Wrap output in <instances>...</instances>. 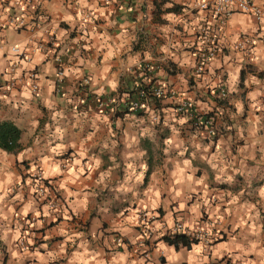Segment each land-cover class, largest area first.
Wrapping results in <instances>:
<instances>
[{
    "label": "clouds",
    "instance_id": "obj_1",
    "mask_svg": "<svg viewBox=\"0 0 264 264\" xmlns=\"http://www.w3.org/2000/svg\"><path fill=\"white\" fill-rule=\"evenodd\" d=\"M209 2L210 0H197L200 6V19H205L204 9ZM111 3L112 0H107V4ZM16 4L21 8L26 7L21 0H13V5ZM35 6H40L46 13L41 17L42 20H47L48 15L51 16V23H45L39 30L20 36L17 35V29L22 26L23 21H13L10 28L5 25V31L0 32V73H3L5 81H9L5 90L12 93L11 96L0 95V101L8 105L12 112L19 111L22 122L26 121L33 133L40 127V120L47 117L45 134L34 138L33 149H25L15 156L0 149V231H2L0 241L5 245L13 264H25V261H31L32 264H147L151 259L150 256L141 258L136 255L140 248H145L147 251L144 244L146 237L154 238V244L156 240L160 241L156 245V251L167 252L168 264H212L209 252L215 260L221 258L225 252L233 256L234 251L239 253L234 256V260L242 259L244 264H264V224L260 223V208L257 207L258 204L264 206V135H261L264 132V104L258 99L259 96L264 95V92L249 93L252 103L249 105L250 115L247 119H245L243 101L235 99L242 91L238 87L239 73L245 70L244 66L248 62L256 66L257 76L249 73L245 81L246 86L252 80L264 85V82L258 81L259 72L264 71V43H262L264 42V0H215L213 4L217 10L213 12V16L222 9L224 14L230 17L229 22L233 28L239 25L238 33L233 36V43L239 41V33L251 37L245 53L249 60L245 61L244 56H238L236 68L230 73L229 94L230 96L235 94V97L231 98L235 99L236 111L229 112V118L236 122L235 135L231 139V143L237 147L236 155H231L223 141L217 145L207 146L193 143V151L190 156L187 155V141L181 137L192 136L194 126L190 124L189 114L180 115L178 110H171L172 120H166L164 125L170 135L162 141L165 161L171 162L173 159L176 161L172 168L165 169L168 172V176L165 177L168 182V196L179 203V209L190 212L191 216L186 224L182 221L179 228L171 213L163 221L158 220L156 210L165 205L162 199L164 189L160 188L158 183H154L148 190L150 196L146 203L132 211L127 220L122 219L121 225L113 229L119 232V239L116 237L104 239L103 232L89 234L71 230L70 221L73 216L90 215L97 208L108 211L113 200L117 203L127 200L129 194L138 199L144 180L150 172L148 153L138 141L144 139L155 141L161 134L155 127H152L151 131L141 130L138 138L134 137L132 142L125 143L121 164L116 159L119 144L114 138V133L110 132L99 142L96 139L101 131V124L108 125V116L102 113L90 116L86 109L80 108L82 101H73L67 97L62 101L56 100L50 98V94L55 88L56 80L63 81L65 77L84 80L86 73L91 71L92 77L86 82L90 83L92 93L96 97L110 96L113 93L119 95L120 77L131 74L132 66L138 67L141 61L139 58L134 59L125 71H118L116 75L112 74L110 65L114 61L119 63L120 56L130 52L131 42L139 43V37L129 35L127 22L121 26L116 37L107 32V27L103 31H98L95 21L100 18L108 20L105 16L107 8L101 6L100 0H67V4L64 0H36ZM9 11L10 9L3 10L0 14V22L6 20ZM167 18L171 19L172 14ZM61 22L67 23L71 30L79 27L83 36L77 37L70 43L79 44L81 40L89 41L83 47L86 50L95 48L97 53L102 54V65L99 56L85 58L77 50L73 58L75 63L71 68L65 66L64 71L61 72L54 67V61L49 60L53 53L46 51L39 41L48 39L46 33L51 29L53 33L58 32L59 43H66L71 31L60 29ZM108 26L115 27V24L108 20ZM91 41L96 43L93 44ZM125 49H128V52H125ZM21 55L25 56L23 60L20 59ZM153 59L151 53L144 56L145 61L150 62ZM181 66L194 67L195 64L185 61ZM37 67H41L42 72L33 78L31 72ZM24 72L29 73L26 81L22 80ZM45 75L55 79L45 80ZM34 79L39 83L34 84ZM13 81L21 82L19 92L11 86ZM45 86L48 88L47 96L43 92ZM38 97L43 108L47 110L46 113L32 103ZM69 104L73 105L71 110ZM148 111L150 119L152 109ZM257 111L261 113L260 116L256 115ZM158 122L157 120L154 123ZM86 123L92 131L84 135ZM225 126L228 131H232L230 125ZM90 144H96L101 150V155L93 152L88 147ZM134 145L135 153L130 151ZM213 147H215L212 153L214 163L211 165L213 179L217 185L227 184L231 190L227 193L231 198L227 201V207L223 212L220 204L213 207V200L221 198L210 199L207 169L204 176L197 177L196 172L199 168L193 163L199 159L201 151L210 152ZM104 152L109 155L107 167L102 159ZM25 159L30 163V172L25 170L29 175L26 182L17 168V164L22 165ZM121 168L124 172L122 179L117 176ZM45 180L52 184L56 192L63 195L64 207L57 205L56 194L51 189H45L43 185ZM26 189L27 199H25ZM199 189H203L202 195ZM106 192L108 195H105ZM191 194L197 195L199 200L189 209L188 200ZM246 196L259 197V199L256 203H252L251 199H243ZM48 197H52V200L44 203ZM101 197L106 203H97ZM242 199L243 203H241ZM221 204H223L222 199ZM17 205L20 206L19 211L16 210ZM202 209L208 210L215 223L207 224L202 228L196 223ZM29 215L32 216V220L27 219ZM233 215L236 216L234 228L241 231L242 242L233 239L229 244H221L209 249V242L214 236L212 229L217 224L230 223L228 218ZM61 216L64 222L55 230V234L49 233L42 237L45 242L37 245V237L32 229L44 228L47 222L58 220ZM140 226L144 228V234L132 236L133 227ZM189 229L191 231H188ZM169 231L173 234L179 231L190 237H197L199 243H192L191 251L184 249L182 252H177L174 246L165 244L161 239L162 235L168 234ZM54 235L62 237V240L58 245L50 247L49 241ZM125 238L131 239L134 251H128V245L124 243ZM105 247L108 248L107 252L104 250ZM120 248L123 249L122 252L118 251ZM2 255L0 253V257Z\"/></svg>",
    "mask_w": 264,
    "mask_h": 264
},
{
    "label": "crops",
    "instance_id": "obj_2",
    "mask_svg": "<svg viewBox=\"0 0 264 264\" xmlns=\"http://www.w3.org/2000/svg\"><path fill=\"white\" fill-rule=\"evenodd\" d=\"M64 3L67 4V0H64ZM196 3L197 0H112L111 4H107V0H100L101 6L107 8L105 16L108 17V20L114 22L115 27L108 26V20L100 18L95 21L98 31H103L104 28L107 27V32L113 37H116L121 30V26L125 25V22H127V31L129 35L139 37V43L135 41L131 42L130 52H128V49H125V52H128V54L120 56L119 63L114 61L110 65L112 74L116 75L118 71H125L134 59L139 58L141 63L138 67L135 65L132 66L131 74H125L120 77L121 87L119 89V95L113 93L110 96L96 97L92 93L90 83L86 82L92 77V72L89 71L86 73L84 80L76 77H65L63 81L56 80L55 88L51 92L50 98L62 101L67 97L73 101H82L83 103H81L80 108L86 109L90 116L98 113L108 116V125L105 126L101 124V131L97 134L96 139L97 142H99L110 132L114 133V138L117 139L119 144V151L116 159L118 162H121V164L124 158L125 143L132 142L134 137L138 138L141 130L151 131L152 127H155L156 131L161 135L155 141L148 139L138 141L140 146L147 151V158L150 165V172L144 180L140 197L137 199L129 194L127 200H123L119 203L113 200L111 202V208L108 211H104L103 208H97L93 210L90 215L80 217L73 216L69 225L71 230L83 231L89 234L93 232H103L104 239H110L111 237L119 239V232L113 231V229L117 225H121L122 219L127 220L131 216L132 211L141 208V206L146 203L150 196L148 190L154 183H158L160 188L164 189L162 199L165 201V205H162L156 210L158 213L157 219L163 221L164 218L171 213L176 224H182V221L184 224L188 222L191 213L179 209V203L176 200L170 199L168 196V182L165 179V177L168 176V172L165 169L172 168L176 161L175 159L171 162L165 161L163 154L164 145L162 142L165 137L170 135L168 129L164 125L166 120H172L173 112L171 110L174 109L179 100L185 99L192 104V115H189L191 125V116H209L212 117L216 129V135L213 137L206 136L200 129L194 127L192 128V136L185 135L181 137V139L187 141V155H191L193 143L207 146L209 144H220L221 141L224 142L226 149L230 150L231 155H236L237 147L235 144L231 143V139L235 135L236 122L229 118V112L234 113L236 111L234 107L235 99L242 100L245 109V119H247L250 115L249 105L252 103L249 99V93H254L256 91L264 92V85L258 83L257 80H252L246 86L245 81L248 79L249 73H251L252 76H257L256 66L248 62L244 66L245 70L239 73L238 87L242 90L240 95L235 97L233 93L230 96V73L236 68V58L238 56H244L245 61L249 60V57L245 55L249 46L244 50L235 47L237 42L233 43V36L238 33L239 25L237 24L236 27L233 28L232 24L229 22V16H227L224 26L218 27L212 17L206 12L205 19H200V11L196 9ZM25 5V8H21L13 5V2L0 0V14L3 13L4 9H10L6 16V20L0 22V32L5 31V25L10 28L13 21H23L22 26L17 29V35L20 36L39 30L45 23H51L52 18L50 15L47 16V20L41 19L46 13L42 11L40 6H35L36 0H30V2ZM157 5L161 12L155 15ZM167 5L171 6L167 7ZM33 6H35V11H33ZM172 6L177 8L176 11L167 12L166 9ZM121 9H124V11ZM128 9L132 10L128 11ZM169 14H172L171 19L167 18ZM197 21H199V23H197ZM209 24H211L210 28ZM59 28L71 31V36L66 43H59L58 32L53 33L51 29L46 33L48 39L39 41V44L46 51L53 53V55L49 57V60L54 61V67L56 69L62 72L65 66L71 68L75 63L73 58L77 50H79L85 58H95L99 56L100 65L103 64V56L97 53L95 48L86 50L83 47V45H86L89 41L81 40L79 44L70 43L76 40L77 37L83 36L79 27L75 30H71L67 23L61 22ZM203 28H207L210 35L213 36V38H211L217 45V53L213 59L207 62L205 68L196 74L194 69L196 67L198 49L204 45L199 36L200 30ZM241 39H248L250 41L251 37L239 33V41ZM91 43L95 44L96 42L91 41ZM133 45H136V49L134 50L132 49ZM252 46L254 47L255 45ZM148 53L152 54L154 58L153 61L149 62L144 60V56ZM24 58V55L20 56L21 60ZM185 61L194 62L195 66L182 67L181 65ZM41 72L42 68L37 67L31 74H33V78H35L39 76ZM28 74V72H24L22 74V80L26 81L28 79ZM44 78L45 80L55 79L47 75H45ZM258 81L264 82V71L259 72ZM13 82L15 83L14 89L19 92L22 86L21 82ZM7 83L8 81L3 79V73H0V95H12L11 92L5 90V85ZM34 83L37 84L39 81L34 79ZM142 87H148L149 90L162 88L169 91L170 95L156 99L145 98L143 101H140L141 109L139 111H129L127 109L128 104L137 98V93L141 91L140 89H142ZM220 91L224 93L223 98H220ZM43 92L45 96L48 95L47 86L44 87ZM231 97H235V99ZM258 99L261 104H264V95L259 96ZM218 102L222 103L218 104ZM32 103L39 107L40 111L47 112V110L43 108L42 103L39 102V97L37 100L32 101ZM61 106L63 105L61 104ZM72 107L73 105L69 104V110H71ZM149 109H152L150 119ZM256 115L260 116L261 113L257 111ZM46 119L47 117L40 120V127L33 133L27 125V122H22L19 111L15 113L12 112L8 105L0 101V121H10L20 130L19 144L21 149L16 153L9 154L15 156L25 151V149H33L34 138L42 137L45 134L44 126ZM157 120L159 122L154 123ZM226 124L232 127L231 132L227 130ZM84 129V135L92 131L87 123L84 125ZM249 131H251L250 126ZM261 135H264V132H262ZM193 137H195L194 140ZM241 143H243V141ZM41 146L43 145L41 144ZM88 147L97 155H101V150L96 144H90ZM130 151L136 152L135 145ZM214 151L215 147H213L210 152L201 151L199 153V159L193 161V163L199 168V171L196 172L197 177L204 176L206 174L205 169H207V174L209 176L208 187L211 190L210 199L213 197L221 198L223 204H221V199H215L213 200V207L220 204L221 211L223 212L227 207V201L231 198L227 194L231 190L227 184L217 185L213 179L211 165L214 163L212 160V153ZM173 156L175 157V153H173ZM33 159L37 158L33 157ZM102 159L105 162V167H107L109 163V155L107 152L103 153ZM17 168L23 174L24 181L26 182L29 179L28 172H30L29 160L25 159L22 165L17 164ZM25 170H28V172H25ZM117 176L121 179L123 178L124 172L122 168L117 172ZM44 182L46 189H51L56 194L58 206L61 208L64 207L63 195L56 192V189L49 181L45 180ZM199 191L202 195L203 189H199ZM105 195H108V193L106 192ZM48 198L52 199V197ZM25 199H27V189L25 190ZM243 199H251L252 203H256L259 197L253 198L246 196ZM243 199L241 203H243ZM198 200L199 197L197 195L191 194L188 200V208L190 209ZM44 203H46V201H44ZM97 203L103 204L106 203V201L101 197ZM257 207L260 208V223L264 224V206L258 204ZM19 208L20 206L17 205L16 210L19 211ZM121 213H123V217H121ZM31 218L32 216L29 215L27 219L31 220ZM228 219L231 221L230 223L224 225L217 224L216 227L212 229L214 236L211 239L209 249H214L221 244H229L233 239H235L236 242H242L241 231L234 228L236 216L233 215ZM63 222V217L61 216L58 220L47 222L44 228L32 229L37 237V245L45 242L42 237L47 236L49 233L55 234V230ZM21 223H23V221H21ZM196 223L202 228L207 224L215 222L211 219L208 210L202 209L201 216ZM25 229H27V225H25ZM139 232L138 227H133L132 236L140 234ZM0 234H2V231H0ZM153 239L147 243V251L145 248H140L136 255L141 258L150 256L151 259L147 261V264H168L167 252L158 253L156 251V245H158L160 241L156 240L154 244ZM61 240L62 237L54 235V238L49 241V246L58 245ZM124 243L128 245V251H134L130 238H125ZM184 249L185 248L179 247L175 250L177 252H182ZM104 250L107 252L108 248L105 247ZM187 250L191 251V246ZM118 251L122 252L123 249L120 248ZM0 253L3 254L2 257H0L2 264H13L2 241H0ZM235 255H239V253L234 251V255L229 256L227 252H225L221 258L213 260L212 253L209 252V259L212 264H244L242 259L234 260ZM25 264H32V262L25 261Z\"/></svg>",
    "mask_w": 264,
    "mask_h": 264
},
{
    "label": "built area",
    "instance_id": "obj_3",
    "mask_svg": "<svg viewBox=\"0 0 264 264\" xmlns=\"http://www.w3.org/2000/svg\"><path fill=\"white\" fill-rule=\"evenodd\" d=\"M10 2H13V0H7ZM30 2V0H21V3L28 4ZM215 3V0H210L207 8L204 9V11L209 14L212 19L214 20L215 24L218 27H222L224 26L227 16L224 14L223 10L221 9L215 16H213V12H216V8L213 7V4ZM15 6L20 7L19 4H16ZM196 9L198 11H200V6L196 3ZM200 38L203 41L204 45L201 46L198 49V53H197V62H196V67L194 69V72L196 74H198L199 72H201L205 66L207 65V62H209L211 59H213L217 53V45L215 44V42L213 41V36L210 35L209 31L207 30V28H203L200 30ZM212 37V38H211ZM210 39V40H209ZM250 41L248 39H241L239 42H237L235 44V47L237 49H241L244 50L247 46H249ZM22 56V55H21ZM32 77H34L33 74H31ZM27 78H29V74L27 75ZM35 84V83H34ZM9 85V81L8 83L5 85V89L7 88V86ZM11 86L14 88L15 83L11 82ZM35 94V93H34ZM149 95H151L154 98H162L164 96L170 95L169 91H166L162 88H155V89H150L149 90ZM220 98L224 97V93L222 91H220ZM144 98L143 92L139 91L137 93V98L130 102L127 106V109L129 111L132 112H137L141 109V104L140 101L141 99ZM174 109L178 110V114L182 115L184 113L187 114H191L192 111V104L185 100H179L177 102V104L175 105ZM192 115V114H191ZM192 118V125L194 126V128L196 129H200L202 131L203 134H205L208 137H213L216 135V129L214 127V123H213V119L212 117H201V116H191ZM43 185L46 189L45 186V182L43 181ZM52 199L46 200V203L51 201ZM57 203V201H56ZM58 205V203H57ZM33 218H31L32 220ZM141 219H143V217H141ZM154 221H149V223H153ZM177 228H179L181 226L180 223H177ZM139 229V233L141 235L144 234V228L142 226L138 227ZM191 231V230H188ZM176 233H180L179 231H177ZM173 233L171 231H169L168 234L165 235H172ZM186 236H188L189 238H193L195 240H197V243H199V239L197 237H190L189 235L185 234ZM151 239H148L147 237L144 240V244L145 246H147V243L150 241ZM211 244V240L209 242V245ZM208 245V246H209Z\"/></svg>",
    "mask_w": 264,
    "mask_h": 264
},
{
    "label": "trees",
    "instance_id": "obj_4",
    "mask_svg": "<svg viewBox=\"0 0 264 264\" xmlns=\"http://www.w3.org/2000/svg\"><path fill=\"white\" fill-rule=\"evenodd\" d=\"M155 15L160 14V10L158 5L156 6ZM176 7L172 6L169 9H166L167 12L176 11ZM133 50L136 49V45H133ZM143 92L144 98L156 99L149 95V88L142 87L140 89ZM134 93V92H132ZM135 96V95H134ZM222 102H218L221 104ZM20 130L14 126V124L10 121H0V149H3L7 153L13 154L18 152L21 149L19 144ZM163 242L169 246H174L175 249L182 247L185 249H189L192 243H197V240L193 238H189L183 233H175L172 235H163L161 237Z\"/></svg>",
    "mask_w": 264,
    "mask_h": 264
}]
</instances>
